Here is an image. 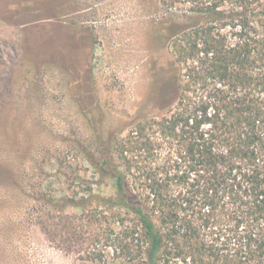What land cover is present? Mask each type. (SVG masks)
Segmentation results:
<instances>
[{"label": "rangeland", "instance_id": "obj_1", "mask_svg": "<svg viewBox=\"0 0 264 264\" xmlns=\"http://www.w3.org/2000/svg\"><path fill=\"white\" fill-rule=\"evenodd\" d=\"M168 11L0 0V264H133L91 200L113 184L88 157L167 104Z\"/></svg>", "mask_w": 264, "mask_h": 264}, {"label": "trees", "instance_id": "obj_2", "mask_svg": "<svg viewBox=\"0 0 264 264\" xmlns=\"http://www.w3.org/2000/svg\"><path fill=\"white\" fill-rule=\"evenodd\" d=\"M167 5L169 100L88 157L91 200L133 264H264V0Z\"/></svg>", "mask_w": 264, "mask_h": 264}]
</instances>
